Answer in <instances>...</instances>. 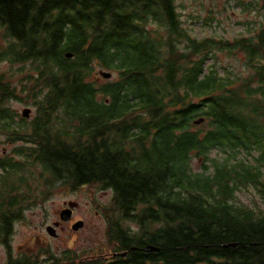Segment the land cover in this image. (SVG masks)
<instances>
[{
    "label": "trees",
    "instance_id": "obj_1",
    "mask_svg": "<svg viewBox=\"0 0 264 264\" xmlns=\"http://www.w3.org/2000/svg\"><path fill=\"white\" fill-rule=\"evenodd\" d=\"M256 5L254 35L222 40L191 37L176 0H0V61L11 65L0 72V133L19 143L0 157L7 264H264V206L233 200L252 184L264 204V0ZM216 51L241 56L248 74L207 68ZM96 66L116 79L98 84ZM12 101L34 118L17 122ZM213 149L258 153L259 165L212 160L213 172H192V157ZM85 186L112 191L95 202L107 248L15 258L25 210Z\"/></svg>",
    "mask_w": 264,
    "mask_h": 264
},
{
    "label": "rangeland",
    "instance_id": "obj_2",
    "mask_svg": "<svg viewBox=\"0 0 264 264\" xmlns=\"http://www.w3.org/2000/svg\"><path fill=\"white\" fill-rule=\"evenodd\" d=\"M258 0H176L182 26L188 34L195 39L215 38L233 40L242 36H252L263 21V14L257 7ZM181 48L184 47L182 43ZM207 68H215L222 76H245L249 69L244 64L241 56L230 55L227 51H216L211 54L206 63ZM11 65L8 61H0V72L9 71ZM16 70V69H15ZM109 71L96 66L94 77L98 84L116 79V73L112 72L110 78L101 76L100 71ZM11 107L17 111L19 117L25 107L31 109L28 120L35 116V108L30 104L12 101ZM0 157L11 154L12 150L19 146L17 142H9L4 134L0 133ZM5 151V155L4 152ZM258 153H248L245 150L213 149L207 160L192 157L190 166L192 172L211 173L214 170L212 160L233 163L237 160H245L249 164L259 165L256 161ZM206 166V168H205ZM264 170V167H263ZM112 196L111 190L83 187L75 191L56 190V192L43 203L36 204L25 210L24 218L15 223L11 236L12 253L15 256L38 255L41 250L49 249L55 255L66 252L86 251L92 249L100 251L107 248L105 235L106 222L103 214L97 208V203H107ZM234 202L251 207L255 210L262 209L263 199L256 187L252 184L238 186L234 193ZM69 201H76L78 206L73 210L68 221L60 220V211ZM82 220L83 226L78 230L72 229L76 220ZM56 221L61 226H55L57 235L51 236L48 226H53ZM7 249L0 246V257L6 255Z\"/></svg>",
    "mask_w": 264,
    "mask_h": 264
},
{
    "label": "water",
    "instance_id": "obj_3",
    "mask_svg": "<svg viewBox=\"0 0 264 264\" xmlns=\"http://www.w3.org/2000/svg\"><path fill=\"white\" fill-rule=\"evenodd\" d=\"M67 57H72V54L68 53L67 54ZM100 74L101 76H103L104 78H110L112 73L110 71H103L101 70L100 71ZM30 113H31V109L29 107H25L23 110H22V117L23 118H28L30 116ZM204 121V118H201V119H197L194 121L195 124H201L203 123ZM78 206V203L76 201H69L67 203V207L63 208L61 211H60V220L61 221H68L70 220L71 216H72V213H73V210ZM83 221L82 220H76L73 224H72V229L73 230H78L80 229L82 226H83ZM55 226H57V223H55V225L53 226H48L47 227V231L48 233L51 235V236H56L57 233H56V230H55ZM143 251H152V250H157V248L153 247V246H144L142 248ZM127 254V252H120V253H113L112 255L113 256H125Z\"/></svg>",
    "mask_w": 264,
    "mask_h": 264
},
{
    "label": "flooded vegetation",
    "instance_id": "obj_4",
    "mask_svg": "<svg viewBox=\"0 0 264 264\" xmlns=\"http://www.w3.org/2000/svg\"><path fill=\"white\" fill-rule=\"evenodd\" d=\"M0 149H1V145H0ZM3 152H5L4 150H3ZM4 155H5V153H4ZM65 207H67V203H66V205L63 207V208H65ZM56 223H57V226H61V222H58V221H56ZM54 225H55V223H54ZM62 227V226H61ZM0 240H2V239H0ZM109 254V258H111V257H113L111 254H112V252L111 253H108ZM61 256V255H60ZM14 257L15 258H17L18 256H15L14 255ZM46 257H48V256H42L41 257V259L42 258H46ZM8 263V253H6V255H5V257L4 256H1L0 257V264H7ZM52 263H53V261H52ZM61 264V263H60ZM62 264H66V262H63Z\"/></svg>",
    "mask_w": 264,
    "mask_h": 264
}]
</instances>
